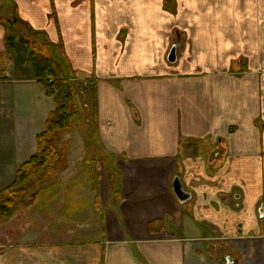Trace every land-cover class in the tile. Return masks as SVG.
<instances>
[{
	"label": "crops",
	"instance_id": "0c3cea01",
	"mask_svg": "<svg viewBox=\"0 0 264 264\" xmlns=\"http://www.w3.org/2000/svg\"><path fill=\"white\" fill-rule=\"evenodd\" d=\"M0 17L42 33L96 89L106 167L94 206L71 204L85 216L73 240L37 243L31 224L19 241L7 225L0 264H264V0H0ZM4 36L0 26V192L55 110L25 47ZM13 135L36 148L17 150Z\"/></svg>",
	"mask_w": 264,
	"mask_h": 264
},
{
	"label": "trees",
	"instance_id": "16d2710c",
	"mask_svg": "<svg viewBox=\"0 0 264 264\" xmlns=\"http://www.w3.org/2000/svg\"><path fill=\"white\" fill-rule=\"evenodd\" d=\"M0 26L5 31L4 42L8 47L12 49L17 45L25 47L38 83L48 91L55 89L59 92L54 96L55 110L50 113L43 132L37 136V153L18 168L15 182L0 192V217L8 221L14 216L24 198L33 192L32 185H40L49 178H56L69 167V155L62 136L75 124H82V106L84 108L87 106V102H84L86 93L94 91L96 101V89L73 75L70 78L74 81H68L70 78L65 57L57 58V48L49 43L42 33L33 31L17 17L12 19L0 17ZM81 83L86 87L84 88ZM48 94L51 95V92ZM80 96L82 106L79 103ZM93 117L95 119L93 130L96 133L98 117L96 104ZM107 171L110 191L114 193L115 175L110 167Z\"/></svg>",
	"mask_w": 264,
	"mask_h": 264
},
{
	"label": "rangeland",
	"instance_id": "374dc122",
	"mask_svg": "<svg viewBox=\"0 0 264 264\" xmlns=\"http://www.w3.org/2000/svg\"><path fill=\"white\" fill-rule=\"evenodd\" d=\"M70 76H72L71 73H69V78ZM68 81L73 82L74 80L70 78ZM81 84L84 88L86 87L83 83ZM45 89L47 90V88ZM49 92H51V95L48 94V96L53 98V100L54 96L59 94L55 89H51L50 91L47 90V93ZM90 92L86 93V108L82 106V98L81 96L79 97V103L83 108L82 124H75L70 131L62 136L67 154H71V158L69 159H72V163L58 177L49 178L47 182L40 185H32L31 191L33 192H30L24 198L23 202L18 205L16 213L10 220L6 221L0 217V238L5 235L6 237L10 236L9 230L7 229L9 226L12 236H15L16 233L19 238H22L23 236H20L22 231L26 230V227L29 228L32 224L34 226L28 229L31 230L28 238L34 239L37 243L54 244L70 241L68 240L70 238L72 240L74 239L65 234L69 233L68 231L71 226L77 224L78 221L74 222V219L83 220L85 216H74L71 214V204L73 201L77 200L78 204L81 202L80 204L86 207L89 205L92 206L91 203L94 206V199H91L92 193L97 194L100 176L104 175L106 172V167L99 161V151L97 150L98 141L96 133L93 130L95 126L93 124V112H91L93 103ZM8 142L17 150L20 149V147L25 150L36 148V144L29 145L27 142L19 141L18 135L15 138L12 137ZM82 145L91 146L89 150L84 151L87 153L85 161L79 160V157H81L84 152L82 150H77V148H80ZM75 154L77 161L73 159ZM11 158L12 157L9 156L5 161L9 162ZM83 158L84 156L81 157V159ZM2 159H5V157H2ZM12 159L15 161L14 157ZM3 185L4 184H0V189ZM73 191L76 192V195H74L76 198L81 196L83 198L79 200L74 199L73 195H71ZM37 192L39 195H37ZM95 206L97 208L99 207L97 199ZM78 223H80V221ZM5 228L7 230H5ZM19 238L18 240L20 241L21 238Z\"/></svg>",
	"mask_w": 264,
	"mask_h": 264
},
{
	"label": "water",
	"instance_id": "95a60500",
	"mask_svg": "<svg viewBox=\"0 0 264 264\" xmlns=\"http://www.w3.org/2000/svg\"><path fill=\"white\" fill-rule=\"evenodd\" d=\"M177 50H178V46H175L173 48V50L171 51V54L169 56V61L171 63H175L177 60ZM84 102H86V101H84ZM174 191H175V194L177 195L178 199L181 202L190 198V196H188V194H186L183 191L182 185H181L180 180L178 178L176 179L175 184H174ZM227 264H231V261H228Z\"/></svg>",
	"mask_w": 264,
	"mask_h": 264
}]
</instances>
